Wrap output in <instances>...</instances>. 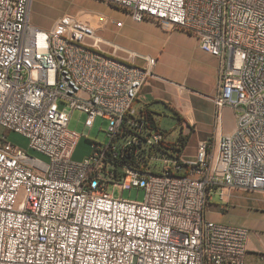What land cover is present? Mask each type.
<instances>
[{"label":"built area","instance_id":"2783aa9c","mask_svg":"<svg viewBox=\"0 0 264 264\" xmlns=\"http://www.w3.org/2000/svg\"><path fill=\"white\" fill-rule=\"evenodd\" d=\"M105 1L216 56L212 102L237 110L235 128L215 153L205 139L186 160L133 107L155 57L138 65L104 50L78 16L45 29L30 20L31 0H0V126L45 157L0 136V264H264V249L248 259L246 227L209 218L215 194L224 211L226 190L264 193V0ZM73 110L86 135L107 121L108 142L91 140L80 161Z\"/></svg>","mask_w":264,"mask_h":264},{"label":"crops","instance_id":"0c3cea01","mask_svg":"<svg viewBox=\"0 0 264 264\" xmlns=\"http://www.w3.org/2000/svg\"><path fill=\"white\" fill-rule=\"evenodd\" d=\"M30 20L34 25L45 29L52 25L49 22L40 23L34 18ZM131 21L135 24L146 23L148 28L123 30L124 23L121 26L112 23L111 30L114 35L124 37L126 42L132 44L144 42L141 47L118 44L103 36L105 38L103 40L110 47L102 48L111 51L112 47H115L117 56L138 65L144 62L146 56L156 58L152 75L138 91L133 107L139 114L150 113L157 121V125L158 120L163 117L175 120L177 131L173 132L172 137L170 132L161 129L159 125L158 128L163 130L166 139L177 147H180L179 142H176L177 137L179 135L183 137L184 143L178 152L186 160L195 157L197 143L201 140L210 139L211 150L215 151L218 137L234 130L237 114V110L230 106H224L217 111L212 102V97L218 91L219 59L201 50L198 39L190 33L164 29L149 20ZM223 202L226 203L225 213H230L235 218L246 219L253 211L264 210V193L229 189L226 190ZM219 203L213 202L210 208L219 209ZM212 215L213 213L209 214L210 219ZM225 224L244 226L249 230L243 223ZM263 232L259 234L255 231L259 235V243L249 230L246 242L248 259L251 258L250 252L264 249Z\"/></svg>","mask_w":264,"mask_h":264},{"label":"rangeland","instance_id":"374dc122","mask_svg":"<svg viewBox=\"0 0 264 264\" xmlns=\"http://www.w3.org/2000/svg\"><path fill=\"white\" fill-rule=\"evenodd\" d=\"M64 13L73 14L75 16H78L80 19L90 23L95 29L96 35H98L102 39H105L104 37H106L118 44H124L128 46L133 45L141 47V45L144 44V42L142 41H138L139 45L138 42L132 44L130 42H126V40H124V37L120 36L119 34H113L111 30V27H113L112 23L116 25L118 21L125 24L123 30H127L129 28L132 30H138L139 28H148V25L146 23H133L129 15H127L126 11L113 3L107 2L105 0H31L30 18H34L35 21H38L40 23L49 22L51 25L58 16ZM102 47L104 49H109L110 46L106 43H102ZM62 106L63 105L61 104L60 107ZM84 119L85 114L83 112H81L80 110H73L68 123V128L70 130H74L77 133L81 134V137L78 140L76 149L73 154V159L76 161L82 160L89 152L91 140L98 143H107L109 140V137L106 133L107 121L103 120L102 118H97L93 127L86 135L84 133ZM158 125L161 129L170 132V137H172L173 132L175 133L177 131L176 121L171 120L168 117H163L161 120H158ZM3 134L7 135V140L9 142L17 145L24 150H27L30 155L45 161L44 156L28 149V140L21 134L13 131H7L4 127L0 126V136H2ZM212 153H215L213 149ZM156 166L159 167L160 163L156 162ZM243 193L246 194L245 192ZM114 195L141 201L144 198V191L141 189L137 190L133 188L131 190L126 189L121 192L118 188H114ZM212 201L214 203H219L217 194L213 196ZM212 213L213 215L211 216V219H213L214 221L233 224H245L251 231V234H253V236L256 237L257 241L260 243L259 235H257L255 231H257L259 234L264 231V210L253 211L250 217L246 219L235 218L231 216L230 213H225L224 211L216 207L211 209L210 214ZM262 238H264V232ZM259 249H261V247Z\"/></svg>","mask_w":264,"mask_h":264},{"label":"trees","instance_id":"16d2710c","mask_svg":"<svg viewBox=\"0 0 264 264\" xmlns=\"http://www.w3.org/2000/svg\"><path fill=\"white\" fill-rule=\"evenodd\" d=\"M140 116H143L144 117V120H149V122L154 126V127H158L157 125V121L154 119V117L150 114V113H144V112H140ZM176 142H179L180 144V147L181 145H183L184 143V139L182 136H178L177 139H176ZM177 148V150H179V148Z\"/></svg>","mask_w":264,"mask_h":264},{"label":"water","instance_id":"95a60500","mask_svg":"<svg viewBox=\"0 0 264 264\" xmlns=\"http://www.w3.org/2000/svg\"><path fill=\"white\" fill-rule=\"evenodd\" d=\"M190 122H192V120H189Z\"/></svg>","mask_w":264,"mask_h":264}]
</instances>
